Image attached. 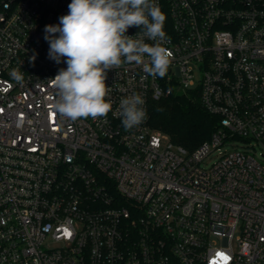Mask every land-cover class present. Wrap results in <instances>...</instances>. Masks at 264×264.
I'll use <instances>...</instances> for the list:
<instances>
[{"label": "built area", "instance_id": "1", "mask_svg": "<svg viewBox=\"0 0 264 264\" xmlns=\"http://www.w3.org/2000/svg\"><path fill=\"white\" fill-rule=\"evenodd\" d=\"M156 2L167 74L113 68L112 111L72 121L44 39L71 0H0V264H264V0ZM178 89L220 118L193 150L150 124ZM134 93L147 117L126 130Z\"/></svg>", "mask_w": 264, "mask_h": 264}, {"label": "clouds", "instance_id": "2", "mask_svg": "<svg viewBox=\"0 0 264 264\" xmlns=\"http://www.w3.org/2000/svg\"><path fill=\"white\" fill-rule=\"evenodd\" d=\"M165 21L166 15L156 0H71L59 24L45 27L49 58L58 64L66 58L67 64L50 80L57 93L55 111L72 121L106 117L113 103L107 73L124 64L143 65L148 75L163 78L172 58L165 46L170 41ZM132 26L141 28L135 37L126 35ZM145 39L154 43H146ZM11 75L23 83L19 70ZM144 104L138 93L120 101L119 114L126 130L144 122Z\"/></svg>", "mask_w": 264, "mask_h": 264}, {"label": "trees", "instance_id": "3", "mask_svg": "<svg viewBox=\"0 0 264 264\" xmlns=\"http://www.w3.org/2000/svg\"><path fill=\"white\" fill-rule=\"evenodd\" d=\"M219 122L203 104L198 90L178 89L150 105L151 126L190 150L210 139Z\"/></svg>", "mask_w": 264, "mask_h": 264}]
</instances>
